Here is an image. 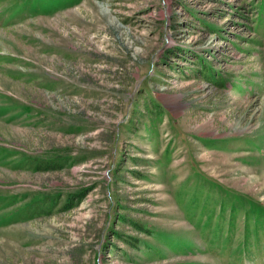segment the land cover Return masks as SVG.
Returning <instances> with one entry per match:
<instances>
[{
  "label": "rangeland",
  "instance_id": "rangeland-1",
  "mask_svg": "<svg viewBox=\"0 0 264 264\" xmlns=\"http://www.w3.org/2000/svg\"><path fill=\"white\" fill-rule=\"evenodd\" d=\"M0 264H264V0H0Z\"/></svg>",
  "mask_w": 264,
  "mask_h": 264
}]
</instances>
